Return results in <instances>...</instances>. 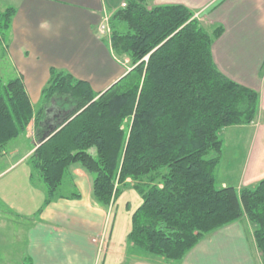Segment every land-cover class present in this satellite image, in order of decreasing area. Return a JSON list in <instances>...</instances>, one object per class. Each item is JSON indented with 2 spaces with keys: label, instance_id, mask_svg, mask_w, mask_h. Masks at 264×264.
I'll return each mask as SVG.
<instances>
[{
  "label": "trees",
  "instance_id": "trees-1",
  "mask_svg": "<svg viewBox=\"0 0 264 264\" xmlns=\"http://www.w3.org/2000/svg\"><path fill=\"white\" fill-rule=\"evenodd\" d=\"M14 13L0 10V40ZM109 26L110 49L130 69L102 92L52 67L34 108L20 77L0 79V149L33 121L38 142L27 161L45 186L42 207L60 195L74 164L92 176L104 207L130 179L142 202L127 243L146 255L174 264L208 233L246 217L264 264V178L237 190L214 174L222 129L250 124L259 101L213 62L223 27L208 30L185 5L153 0H126ZM52 102L60 113L48 123Z\"/></svg>",
  "mask_w": 264,
  "mask_h": 264
},
{
  "label": "crops",
  "instance_id": "crops-1",
  "mask_svg": "<svg viewBox=\"0 0 264 264\" xmlns=\"http://www.w3.org/2000/svg\"><path fill=\"white\" fill-rule=\"evenodd\" d=\"M125 1L0 0V10L15 8L0 40V79L20 77L34 108L52 67L104 91L130 68L99 37L97 26ZM153 4H183L208 30L223 27L211 45L213 62L225 76L256 91L259 101L250 124L222 129L215 179L219 186L237 190L255 186L264 178V0ZM55 104L45 110L48 123L60 113ZM35 137L31 121L0 149V264H168L127 243L131 215L142 202L130 179L104 207L93 198L92 176L74 164L58 190L61 196L42 207L45 186L39 178L33 182L27 161L38 142ZM76 191L80 196L71 198ZM174 264H262V258L250 222L242 217L208 233Z\"/></svg>",
  "mask_w": 264,
  "mask_h": 264
},
{
  "label": "built area",
  "instance_id": "built-area-1",
  "mask_svg": "<svg viewBox=\"0 0 264 264\" xmlns=\"http://www.w3.org/2000/svg\"><path fill=\"white\" fill-rule=\"evenodd\" d=\"M123 5H124V3L122 4V6ZM109 18H110V16H108V15L104 16V18L102 19L100 24L97 26V32H98L99 37L105 38L107 40H109V36L111 33V28L109 26ZM101 244H102V241L100 239L99 245H101Z\"/></svg>",
  "mask_w": 264,
  "mask_h": 264
},
{
  "label": "rangeland",
  "instance_id": "rangeland-1",
  "mask_svg": "<svg viewBox=\"0 0 264 264\" xmlns=\"http://www.w3.org/2000/svg\"><path fill=\"white\" fill-rule=\"evenodd\" d=\"M122 7V6H121ZM111 16V15H110ZM197 16V15H196ZM203 23V22H202ZM100 24V23H99ZM98 24V25H99ZM204 25V24H203ZM206 27V26H205ZM6 34V33H5ZM119 59H121L122 61H125L126 62V65H128L129 66V60H128V58H125L124 56L123 57H118ZM147 59V56L145 57V60ZM1 76L2 77H6L5 75H4V73H2L1 74ZM9 79H6V78H4V82H7ZM234 131H230V134H234L233 136L235 137V135L237 134V133H233ZM228 133V132H227ZM90 152H92V153H94L95 151H94V149L92 148L91 150H90ZM37 177H38V173L36 172V171H34V174H33V182H36L38 179H37ZM42 182V181H41ZM216 182H217V184L219 183V180L217 179L216 180ZM41 184H43V183H41ZM43 186H44V184H43ZM66 190L65 189H63V192H65ZM0 215L1 216H3V214L2 213H0ZM13 221H16V220H14L13 219ZM250 226H251V228H252V230H253V225L250 223Z\"/></svg>",
  "mask_w": 264,
  "mask_h": 264
}]
</instances>
